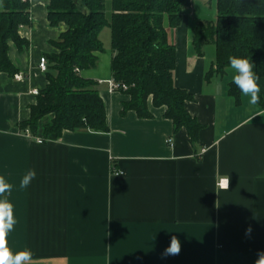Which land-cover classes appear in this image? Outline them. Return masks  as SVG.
Instances as JSON below:
<instances>
[{"label": "crops", "instance_id": "obj_1", "mask_svg": "<svg viewBox=\"0 0 264 264\" xmlns=\"http://www.w3.org/2000/svg\"><path fill=\"white\" fill-rule=\"evenodd\" d=\"M191 1L181 25L167 31L177 54L174 84L193 97L185 108L203 127L195 143L151 101V119L122 115L129 97L108 86L113 54L110 71L80 73L98 84L108 133L45 139L53 116L35 136L22 129L37 103L34 92L49 85L40 59L56 53L52 43L67 31L65 24L50 26L51 0H30L32 25L20 31L29 46L9 42L22 79L0 73V176L13 185L7 199L17 224L6 237L13 253L30 249V264H255L264 250V105L230 96L233 69L207 79L216 54L208 44L202 56L193 47L195 27L209 19L196 5L214 3L217 14V0ZM257 83L264 98V79ZM30 168L36 178L21 189ZM225 179L230 185L221 188ZM173 235L181 252L162 258Z\"/></svg>", "mask_w": 264, "mask_h": 264}, {"label": "trees", "instance_id": "obj_2", "mask_svg": "<svg viewBox=\"0 0 264 264\" xmlns=\"http://www.w3.org/2000/svg\"><path fill=\"white\" fill-rule=\"evenodd\" d=\"M191 4V0H112L109 21L105 0H51L50 26L65 24L67 31L52 43L56 53L47 57L49 85L38 94L31 119L22 129L35 136L40 122L53 116L45 127V139L60 138L65 132H109L98 84L75 72L97 67L98 56L105 52L100 35L109 27L112 77L129 88L124 92L129 101L123 104L122 115L135 112L140 119H151V101L154 108L166 109L165 117L174 123L175 132L186 129L195 143L203 127L185 108L193 97L174 84L177 54L167 31L181 25ZM216 10L214 22H200L193 31L198 55H203L207 44L216 48V61L207 79L231 68L229 57L233 56L251 60L258 79H264V0H217ZM31 25L30 0H2L0 73L16 75L8 56L9 42L20 50L27 48L29 42L20 31ZM229 94L239 101L242 93L231 83ZM258 104L264 105L261 92Z\"/></svg>", "mask_w": 264, "mask_h": 264}, {"label": "clouds", "instance_id": "obj_3", "mask_svg": "<svg viewBox=\"0 0 264 264\" xmlns=\"http://www.w3.org/2000/svg\"><path fill=\"white\" fill-rule=\"evenodd\" d=\"M230 66L235 74L232 77V82L245 96L250 97V103L257 104L259 102L260 87L257 83L258 77L253 71L254 64L248 58L229 57ZM36 170L28 169L25 175L20 180L19 187L27 189L32 180L36 178ZM230 185V180L222 181L221 187L227 188ZM13 185L8 183L3 176H0V264H30L32 260V252L30 249L13 253L8 246L6 237L12 232L17 224L14 215V206L7 196L11 194ZM253 229L249 225L245 231V237L250 238ZM181 252V242L177 236L171 237L170 246L167 247L162 254V258L168 256H177ZM255 264H264V250L257 252Z\"/></svg>", "mask_w": 264, "mask_h": 264}, {"label": "rangeland", "instance_id": "obj_4", "mask_svg": "<svg viewBox=\"0 0 264 264\" xmlns=\"http://www.w3.org/2000/svg\"><path fill=\"white\" fill-rule=\"evenodd\" d=\"M105 4H106L107 18L109 21H111L112 16H113L112 0H105ZM196 6H197V10L199 11L198 13H200V11H201L203 14H205L204 17L208 16L209 19H206V21H208V22H214L215 21L217 14L215 11V4L214 3L212 4V7H211V5H209V3H208V5L207 4L204 5L203 9L202 8L200 9L199 4ZM100 40L104 45L105 52L100 57V60L98 62L97 67L94 69L86 70V71H110L109 66H108V59L113 54V51H112V45H111V29L109 27L105 28L102 31V33L100 35ZM206 49L209 51V54L213 55L215 58L216 50H214L215 48L213 47V45L208 44L206 46ZM230 69H232V68H230Z\"/></svg>", "mask_w": 264, "mask_h": 264}, {"label": "built area", "instance_id": "obj_5", "mask_svg": "<svg viewBox=\"0 0 264 264\" xmlns=\"http://www.w3.org/2000/svg\"><path fill=\"white\" fill-rule=\"evenodd\" d=\"M39 70L42 73H45V74L48 71V61H47V59L45 57H43V58L40 59ZM75 72L78 73V74L81 73L79 69H76ZM15 78L17 80H21L22 79V76L16 75ZM108 86H109L110 93L126 92L129 89L127 85L118 83V82H116L114 80L108 81ZM34 93L36 95L39 94L38 91H35ZM37 143L38 144H43V143H45V140L44 139H37ZM114 174L116 176H121L122 175V173L116 172V171H114ZM222 181L219 184L220 187H221ZM221 188H224V187H221Z\"/></svg>", "mask_w": 264, "mask_h": 264}]
</instances>
